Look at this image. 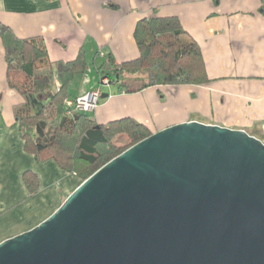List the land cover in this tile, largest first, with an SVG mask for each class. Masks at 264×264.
<instances>
[{
    "label": "water",
    "instance_id": "water-1",
    "mask_svg": "<svg viewBox=\"0 0 264 264\" xmlns=\"http://www.w3.org/2000/svg\"><path fill=\"white\" fill-rule=\"evenodd\" d=\"M0 264H264V143L194 121L153 133L1 242Z\"/></svg>",
    "mask_w": 264,
    "mask_h": 264
},
{
    "label": "crops",
    "instance_id": "crops-1",
    "mask_svg": "<svg viewBox=\"0 0 264 264\" xmlns=\"http://www.w3.org/2000/svg\"><path fill=\"white\" fill-rule=\"evenodd\" d=\"M147 17L180 21L200 47L209 81L151 87L134 94L108 90L107 97L86 115L99 125L129 118L152 134L194 121L242 130L264 143V0H0V24L20 39H41L51 62L74 61L82 50L85 57L91 50L97 57L111 54L118 63L133 61L139 57L134 31ZM95 89L100 90L93 87L74 95ZM21 102L20 95L7 86L0 40V229L16 225L25 203H33L43 191V177L51 178L48 189L50 197L59 201L57 207L69 190L56 189L68 173L55 162L38 164L23 150L22 139L18 145L15 138L10 141L13 134L20 136L13 110ZM7 143L17 158L8 156ZM27 171L39 180L35 195L23 183ZM24 213L33 216V207ZM40 222L1 233L0 243Z\"/></svg>",
    "mask_w": 264,
    "mask_h": 264
},
{
    "label": "trees",
    "instance_id": "trees-1",
    "mask_svg": "<svg viewBox=\"0 0 264 264\" xmlns=\"http://www.w3.org/2000/svg\"><path fill=\"white\" fill-rule=\"evenodd\" d=\"M139 57L118 63L111 54L97 73L119 92L134 94L157 86L201 85L207 83L199 45L183 30L175 17H147L135 28ZM0 40L6 63V81L22 102L14 107L24 151L38 164L53 161L73 175L78 186L121 153L152 133L142 124L121 119L97 124L87 113L69 108L66 101L78 97L69 84L87 69L82 50L71 62H51L41 39L18 38L11 28L0 24ZM59 87L55 88V83ZM126 136L120 146L114 140ZM23 183L30 195L39 190V180L27 171Z\"/></svg>",
    "mask_w": 264,
    "mask_h": 264
},
{
    "label": "rangeland",
    "instance_id": "rangeland-1",
    "mask_svg": "<svg viewBox=\"0 0 264 264\" xmlns=\"http://www.w3.org/2000/svg\"><path fill=\"white\" fill-rule=\"evenodd\" d=\"M90 52H91V50H90ZM90 52L88 51L86 54V57H85L86 62H87V69H86L85 73L82 75H77L73 78L72 82L69 84V87H68L69 93H71L72 95H74V94L79 95L85 91H89L93 87H96V88H100L99 91H100L101 97H102V95L108 94V90L117 91V87L114 84H110V85L101 84V83H103V81H102L103 79L100 80V76L97 73V68L100 67L104 58L103 57H97L94 55V53H90ZM93 52H94V50H93ZM58 87H59V85L56 82L55 88H58ZM79 97H81V96H79ZM122 136L123 137H121L119 139H117V137H116V139L114 140L116 145L120 146L121 144H124L126 142V139H127L126 136L125 135H122ZM11 138H15V142L17 143V145L20 144L21 137L19 135H17V133L13 134L10 137V139ZM12 140L13 139H11L10 141H12ZM10 144L11 143H7L5 146V149L8 152V156L10 158H13V157L17 158L16 156H12V151H11V149H9V146H12V144L11 145ZM13 147H16V145ZM8 150H10V151H8ZM17 150H19L18 152L20 154H22L20 147ZM23 150H24V147H23ZM61 179L62 178H60L58 180V187H56V189H59L60 191H64V189L65 190L69 189L67 191V193L65 194V197H64V200H65L69 196V194L72 193L75 190V188L78 186L79 181L75 177H73L72 175H69V174L68 175L64 174V179L63 180H61ZM50 181H51V178L43 177V179H42V188H43L42 190L43 191L41 192V194L35 199V201H33V203L32 202H26L24 207L22 208V211H20V213H18L20 216H18V214L16 215L17 216L16 217V221H17L16 225L11 226L10 228L0 229V234L4 233V232L5 233H13L14 230H12L11 228H15L17 230H24L27 227H29L31 222H33L34 224L39 222V221L42 222L45 219H47L51 214H53V212L63 202L57 207L59 201L54 200V198L50 197V193H52L51 190L48 189V186H50V184H49ZM39 190H40V186H39ZM39 190H38V192H39ZM53 202H55V203L53 204ZM32 207H33V211H34L33 216L30 213L29 216L25 217V213H24L25 208L30 209ZM36 226H34V227H36Z\"/></svg>",
    "mask_w": 264,
    "mask_h": 264
},
{
    "label": "built area",
    "instance_id": "built-area-1",
    "mask_svg": "<svg viewBox=\"0 0 264 264\" xmlns=\"http://www.w3.org/2000/svg\"><path fill=\"white\" fill-rule=\"evenodd\" d=\"M103 84H108L107 79H103ZM101 99V93L99 89H95L87 95L78 97L75 101H66L69 108H72L76 112L91 113L96 109Z\"/></svg>",
    "mask_w": 264,
    "mask_h": 264
}]
</instances>
